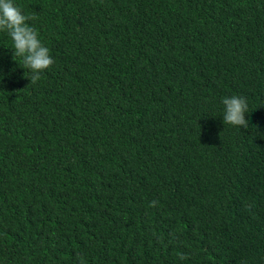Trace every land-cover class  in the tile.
I'll return each mask as SVG.
<instances>
[{
	"label": "trees",
	"instance_id": "obj_1",
	"mask_svg": "<svg viewBox=\"0 0 264 264\" xmlns=\"http://www.w3.org/2000/svg\"><path fill=\"white\" fill-rule=\"evenodd\" d=\"M14 3L54 63L0 31V264H264V0Z\"/></svg>",
	"mask_w": 264,
	"mask_h": 264
},
{
	"label": "clouds",
	"instance_id": "obj_2",
	"mask_svg": "<svg viewBox=\"0 0 264 264\" xmlns=\"http://www.w3.org/2000/svg\"><path fill=\"white\" fill-rule=\"evenodd\" d=\"M34 19V16L25 15L14 0H0V31H6L10 36L13 42V58H22L19 64L32 73L28 76L32 84L37 83L41 79V73L51 68L54 63L49 48L41 42L37 30L27 23ZM222 103L225 106L223 115L225 125L248 127L249 121L246 118L248 102L245 97L226 96ZM156 203L152 201L150 206L154 207ZM247 207L250 209L251 205ZM186 258L185 254H180L181 260ZM80 261L84 264L83 257H80Z\"/></svg>",
	"mask_w": 264,
	"mask_h": 264
}]
</instances>
